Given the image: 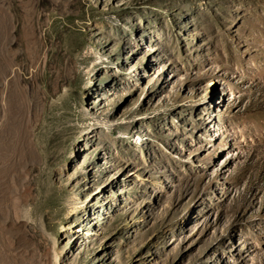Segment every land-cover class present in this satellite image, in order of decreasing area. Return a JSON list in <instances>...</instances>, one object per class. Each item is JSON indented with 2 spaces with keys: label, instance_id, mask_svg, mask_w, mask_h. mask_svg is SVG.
Wrapping results in <instances>:
<instances>
[{
  "label": "rangeland",
  "instance_id": "rangeland-1",
  "mask_svg": "<svg viewBox=\"0 0 264 264\" xmlns=\"http://www.w3.org/2000/svg\"><path fill=\"white\" fill-rule=\"evenodd\" d=\"M0 264H264V0H0Z\"/></svg>",
  "mask_w": 264,
  "mask_h": 264
},
{
  "label": "bare ground",
  "instance_id": "bare-ground-1",
  "mask_svg": "<svg viewBox=\"0 0 264 264\" xmlns=\"http://www.w3.org/2000/svg\"><path fill=\"white\" fill-rule=\"evenodd\" d=\"M69 231L73 232L75 236H77L78 234L81 233V230L79 228H76V227L70 228Z\"/></svg>",
  "mask_w": 264,
  "mask_h": 264
}]
</instances>
